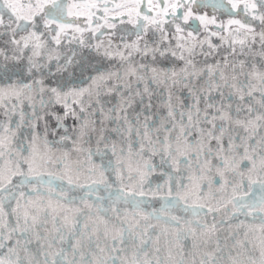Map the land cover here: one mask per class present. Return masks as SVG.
<instances>
[{
    "label": "snow or ice",
    "instance_id": "6c2138e0",
    "mask_svg": "<svg viewBox=\"0 0 264 264\" xmlns=\"http://www.w3.org/2000/svg\"><path fill=\"white\" fill-rule=\"evenodd\" d=\"M220 13L229 15L226 23ZM235 13L245 18H237ZM212 37H218L220 43H213ZM257 44L258 50L253 47ZM0 115L5 117L0 120V164L7 157L10 165L0 167V249L6 247L5 239L21 233L15 245L8 244L7 253L0 255V264H25L17 251L20 240L27 253L33 231L38 225L43 227L49 209L56 211L52 200L61 209L69 207L61 215L62 223L57 225L53 216L59 236L52 237L49 249L57 238L64 239L63 228L69 235H83L79 225L84 218L88 227L93 209L105 217L113 211L120 220L119 205L130 207L145 221L176 228L178 239L195 236L198 229L206 233L207 244L217 230L216 214L223 208L229 220L239 215L259 222V245L248 250L247 243L241 244L247 254L243 264H264V0H0ZM46 117L55 119L53 131L63 129L60 142L73 139L65 124L71 119L76 133L73 142L84 141L78 151H86L90 160L95 155L103 161L110 150L118 163L101 162L98 169L93 164L84 182L79 169L73 174L64 170L66 165L62 169L59 161L51 171L53 158L36 146L41 134L35 128L44 120L43 147L52 151ZM22 127L33 129L27 149L13 147ZM109 128L114 137L106 134ZM93 133L95 151L84 146L92 143ZM126 155L139 158L135 175L131 167L125 175ZM157 155L161 176L167 180L152 191L148 177L157 170L151 162ZM165 164L179 172V179L163 169ZM97 171L99 181L94 179ZM57 182L61 195L66 191L65 182L67 191L83 190L80 203L89 210L70 207L76 203L74 196L62 203L61 195L52 196ZM101 184L108 192V203L98 196L89 204ZM256 185L258 195L253 192ZM26 187L33 188L37 196L41 187L48 189L49 203L41 205L42 221L39 208L25 211L23 216L16 208L6 211L12 201L19 207ZM213 189L227 199L202 213L205 205L198 201L205 200ZM157 199L160 208L148 211L145 205L151 206ZM26 203H31L30 197ZM178 210L197 217L212 214L213 223L183 219L188 231L180 232ZM5 217H15V223L4 222ZM149 227L152 225L145 224V229ZM123 231L121 221L120 244L126 243ZM145 234L140 233L141 243L150 242V236L143 240ZM35 238L47 239L38 230ZM116 241L113 236L111 252L115 256L109 252L105 259L93 254V259L85 260L81 254L79 264H124L120 260L124 249L117 248ZM104 251L100 249V253ZM43 256L42 264H65L63 251L51 258L44 251ZM238 257L239 253L225 257L217 241L214 251H205L193 264H242ZM27 264L41 262L33 256ZM71 264H77L75 258ZM132 264L152 261L137 258ZM156 264L166 262L157 259Z\"/></svg>",
    "mask_w": 264,
    "mask_h": 264
},
{
    "label": "water",
    "instance_id": "95a60500",
    "mask_svg": "<svg viewBox=\"0 0 264 264\" xmlns=\"http://www.w3.org/2000/svg\"><path fill=\"white\" fill-rule=\"evenodd\" d=\"M201 35H203V30L201 29ZM106 40L107 37H104ZM213 43H220L218 37H212ZM225 48L227 45L224 46ZM255 49H259V45H253ZM224 49H221L223 52ZM31 115V112H28V116ZM27 119V117H25ZM5 119L2 115H0V120ZM14 120L18 119V117H13ZM48 121V133L47 139L53 143L51 153H48L47 149L43 147V133L45 131V123L44 120H40L37 122V127L35 131L41 134V138L37 140L36 146L39 151L46 155L51 156L54 160L51 171H55L56 161H59L61 164V168L64 169V166H67V169L71 170L73 174H75L76 169L80 170L81 182H84L88 172L92 169L93 164H95L98 169L101 162L105 165L110 160L113 166L118 163L117 156H113L111 151L109 150L107 155L103 157V161L100 156H93L91 160L88 158L87 152H81L77 149L84 144L83 140H80L74 143V139L76 138V133L72 131L73 121L71 119L65 121V124L69 127L68 136L73 139H69L64 142H60V136L65 135L63 129L58 131H53L56 129V121L52 117L45 118ZM33 129L31 127H22L17 133L16 138L13 140V147L17 145H22L25 149L28 148V145L31 140V134ZM110 137H114L115 134L111 132L109 128L107 133ZM96 134L93 133V140L90 145H84L85 147H91L93 151L96 149ZM111 148V140L109 142V149ZM103 151V147H101ZM117 153H119V146L117 147ZM15 155V153H13ZM147 159V157H145ZM183 159V158H181ZM5 163L0 164V167H10L6 163L7 157L4 158ZM139 162V158L133 155L132 157L125 156L123 163L125 165V175L128 173L129 167H131L132 174L135 175V169ZM152 164H154L157 170L148 177V180L151 182L152 191L156 190L157 184L163 186L165 181L167 180V176H161V161L159 155L152 157ZM259 165V162H257ZM164 170H170L172 176L175 179H179V172L177 170L170 169L169 165H163ZM181 170H183V166H181ZM47 171V170H46ZM15 179H18L16 177ZM97 181L100 180V173L97 171L96 176L94 177ZM112 181L115 182V177H111ZM185 182L186 178H185ZM87 183H92L91 180H87ZM64 187L66 189L65 193L61 195L59 193V182L54 185L55 191L52 192V196L61 195V203L63 200L71 197H76V203L71 205L72 208H80L83 211H88V207L84 204L80 203L79 197L83 195V190L74 189L72 191H67V183L65 182ZM147 184L145 188L147 189ZM258 185L254 186L253 192L254 194L258 193ZM166 189L162 188V191ZM25 192V197L19 199V207L17 208V202L12 201L10 206L6 207V211L11 212L13 208H16L18 213L23 216L25 211L32 212L37 208L39 211V219L42 221L44 217V210L41 205L47 206L49 203L48 189L47 187H41L39 189L41 195L37 196L35 191L31 187H26L23 189ZM228 196L231 195V189L227 190ZM103 197L104 203L107 204V196L108 192L104 190L103 185H100L99 192H93L91 197L88 200V203L91 204L93 201L97 200V198ZM215 197V199L213 198ZM31 198V203H26L28 198ZM227 197L224 196L223 193L216 191L213 189L212 193H206V199L203 201H198V203H202L205 205V208L202 210L203 212H207L208 207H216L217 204L222 201H226ZM53 207L56 208V211L53 212L52 209L48 210V219L44 223L43 227L37 226V229L33 231L32 239L29 244H27V253L22 251L24 248V240H20V246L17 248V251L20 253L21 257L25 260V264L32 259L33 256H36L37 259L41 262L44 259L43 252L48 251L50 258L51 255L61 252H64L65 256V264H71L72 260L75 258L77 264H79L81 259V254H83L85 260L93 259V254L97 257L102 255L105 259L108 258L109 252H111V245L113 236L117 237V248H123L124 251L121 253L120 260L124 261V264H132L137 258L139 261L144 262L146 260H151L152 264H156L157 259L161 261H165L166 264H177V262L181 259L184 260V264H193V261L199 262L202 258L203 253L208 251L209 249L215 250L217 241L220 244L221 249L223 250V254L225 257L229 256H237L239 253V260L242 262L246 261L247 254L244 248L241 247L242 243L248 244V250H251L252 245H259L261 239V233L259 230V222L256 221L253 223L252 217L245 218L244 216H237L235 219L229 220L225 215V209L221 208L220 212L216 214V223L217 230L211 234L210 242L205 244L207 240L206 233L201 232L200 230H196V235L186 234L184 236L178 237V231L176 228L169 227L164 225L163 223H157L155 220L145 221L139 217V214H134L130 207H126L124 205H119L121 208V218L120 220L116 219V214L113 211H109L107 216L99 215L95 212V209L92 210L93 215L91 219L87 220L88 227L85 228L84 218H82V222L79 225V231L83 233V235H69L68 229L63 228L61 231L63 232L64 239L61 241L60 239H56L54 241L53 247L50 249L47 248V244L51 241L52 237H58L59 234L56 232V228L54 227L53 216L56 217L55 223L58 225L62 223L61 215L64 210L69 207V205H65L64 209L57 207V202L55 200L51 201ZM160 203L157 200L152 201V205H145L148 211L152 210V207L156 209L160 208ZM231 208V205L228 206ZM177 215L182 218L180 232L187 233L188 229L183 224V219H187L196 223L197 221L200 223H208L209 225L213 223L212 214L200 216H193L189 213H185L182 210H178ZM68 215H72V213H68ZM135 216V218H134ZM107 220V223L105 222ZM123 221L124 231L122 233L125 244L119 243V236L121 233L119 232V225ZM241 221H245L243 225H241ZM4 222L15 223V217H5ZM145 224H151L152 227L145 229ZM251 229H254L252 231ZM39 231L40 235L46 237L47 239L43 241H38L35 238V231ZM129 230L132 233V239H129ZM145 232L146 234L143 236V240L148 241L149 236L151 237L150 242L141 243V232ZM248 233L247 237H245V233ZM21 236V233L17 231L11 240L5 239L4 243L6 245L5 248L0 249V255H4L7 253V245L12 244L15 245L16 240ZM250 242V243H249ZM97 245L99 247H97ZM100 249H105L103 253H100ZM159 249V251H157ZM75 251V257H74ZM256 256H259V251H256ZM112 256H115V252H111ZM170 257V259H169Z\"/></svg>",
    "mask_w": 264,
    "mask_h": 264
},
{
    "label": "flooded vegetation",
    "instance_id": "af4514ba",
    "mask_svg": "<svg viewBox=\"0 0 264 264\" xmlns=\"http://www.w3.org/2000/svg\"><path fill=\"white\" fill-rule=\"evenodd\" d=\"M219 15V18L222 19L225 23L227 22V20L229 19V15L228 14H225V13H220L218 14ZM235 15L237 18H240V19H244L245 17H243V14L242 13H235L233 14ZM100 23H103V21L101 20ZM253 23H258V22H253ZM130 27V26H129ZM187 27V26H186ZM210 27H214V26H210ZM201 32V30H200Z\"/></svg>",
    "mask_w": 264,
    "mask_h": 264
},
{
    "label": "rangeland",
    "instance_id": "374dc122",
    "mask_svg": "<svg viewBox=\"0 0 264 264\" xmlns=\"http://www.w3.org/2000/svg\"><path fill=\"white\" fill-rule=\"evenodd\" d=\"M101 31H106L105 29H102Z\"/></svg>",
    "mask_w": 264,
    "mask_h": 264
}]
</instances>
